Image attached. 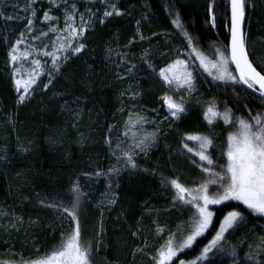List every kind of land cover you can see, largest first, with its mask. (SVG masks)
<instances>
[{"label": "trees", "instance_id": "trees-1", "mask_svg": "<svg viewBox=\"0 0 264 264\" xmlns=\"http://www.w3.org/2000/svg\"><path fill=\"white\" fill-rule=\"evenodd\" d=\"M16 1L0 0L4 15L17 17L8 20L0 16V150L6 148L8 157L6 162H0V209L23 216L26 222L31 219L38 223L32 226L25 223L23 228L27 230V237L24 231L12 232L8 243H5L8 237L4 229L0 228V260L8 258L6 253L12 246L14 252L22 251L26 258L35 259L46 252L50 253L59 239L62 221L52 209L43 207L38 201L44 197L53 200L58 196L67 200L70 183L80 176L83 190L89 193L91 225L99 230L100 222L103 224L101 239L104 244L99 248V255L106 257L109 264H151L150 255L164 242L169 232H176L180 226L186 225L191 215L186 210L172 207V198L162 184V178L179 176L182 183L191 186L197 177V172L178 152L182 134L214 135L223 139L227 133L222 134L220 126L210 127L205 120L206 105L213 98L218 104L227 101L239 116L246 115V110L239 106L244 100L241 98L237 102L231 92L222 91L221 88L214 90L205 79L206 73L195 74L197 91L193 97L185 98L189 101L187 115L174 123L164 120L166 112L160 97L166 89L162 87V82L155 75L149 76L147 65L137 59L130 60V63L137 65L134 72L126 74L127 79H119L116 73H124V67L117 66L115 62L120 57L116 51L107 56L106 47L110 45L113 49L127 52L130 57H138L144 48L150 47L151 59L158 71L165 61L170 62V58L175 56L173 46L184 50L172 24L178 13L180 21L199 48L210 58H215L212 56V46L228 43L227 0H216L218 6H213L216 27L210 24L208 5L211 0H116L126 15L105 25L97 23L94 30L86 33L85 51L64 66L61 75L47 91H41L38 84L31 99L19 105L7 57L9 46L26 24L22 13L16 9ZM254 5L248 11L247 22L250 40L255 46V54L259 56L264 55V0H254ZM142 15L149 17L141 23L144 35L150 36L154 32L161 35L143 41L137 39L131 47L125 48V44L135 35V21L140 20ZM35 23L37 27L42 26L40 16ZM51 35L39 41L28 38V41L41 48L45 43L50 45ZM162 52L168 55H161ZM41 81L47 83L46 79ZM128 88L139 89L138 98L130 99L132 93L125 91ZM195 97H199L201 102H195ZM65 103L83 109L76 127H72L73 117L65 110ZM247 103L259 109V99L249 97ZM121 107L123 112L118 111ZM133 107L154 117L158 123L163 121L159 123L158 143L146 157L136 158L139 170L131 174L125 170L113 179L114 185L119 184L113 189L118 197L116 204L111 208L106 204L97 208L101 194L108 191V181L103 178L97 181L80 174L93 173L97 169L107 170L115 163L105 144L107 129L109 125H117L112 134L115 142L117 131L122 134L123 122L128 112L135 110ZM20 145H26L30 150L21 152L18 150ZM231 203L235 205V202ZM214 207L220 209L217 217L221 220L227 211L244 210L243 206ZM148 209L153 211L149 212ZM251 219L257 220L255 217ZM137 221L141 222L140 236L148 241L149 247L145 252L149 256L138 253L133 260L130 253L134 246H140V242L131 236L130 228L135 231ZM260 222L264 223V218ZM6 223L7 218L0 217V224ZM157 224L164 229L163 236L156 235ZM64 226L67 227L66 222ZM214 226L218 227L215 218ZM257 232L261 233V230L258 228ZM206 237L199 238L193 248L187 250V255L182 254L186 260L199 255L211 238L208 234ZM33 242L40 249L39 252L35 251Z\"/></svg>", "mask_w": 264, "mask_h": 264}, {"label": "snow or ice", "instance_id": "snow-or-ice-1", "mask_svg": "<svg viewBox=\"0 0 264 264\" xmlns=\"http://www.w3.org/2000/svg\"><path fill=\"white\" fill-rule=\"evenodd\" d=\"M227 2L228 43L212 46V56L215 59L209 58L199 48L180 21L178 13L172 24L175 25L177 39L183 44L184 50L173 46L175 56L170 58V62L165 61V66L160 67L158 71L151 59L150 47L144 48L138 57H130L129 53L113 49L110 45L106 47L107 56L116 51V55L120 57L115 62L117 66L124 67V73H116L119 79H127V75L134 72L137 65L130 63V60L137 59L147 65L149 76L155 75L162 82V87L166 89L160 97L162 106L167 109L164 120L174 123L187 115L189 101L185 99V94L193 97L197 91V77L194 73L200 69L203 70L201 75L207 74L205 79L214 90L221 88L222 91L231 92L237 102L241 98L244 100L239 106L246 110V115L239 116L233 112L227 101L218 104L213 98L206 105L204 118L210 127L220 126L222 134L227 133L223 139L214 135L182 134L181 155L187 158L194 171L198 170L201 178L198 183L193 181V186L182 183L179 176L172 179L162 178V184L172 198V207L186 210L191 215L186 225L180 226L176 232H169L164 242L150 255L151 264H229L228 261L218 259L222 256L230 257V264H264V234H261L264 233V223L260 222V219L264 218V55L255 54V46L249 36L247 15L255 6L254 0ZM40 3H43L47 10L43 11L40 17L42 26L37 27V5ZM214 5L216 0H211L208 5L211 27H216L217 24L216 15L213 13ZM21 11L25 13L22 18L26 21L25 28L7 52L11 75L19 94L18 105L31 99L38 84L41 91H47L61 75L64 66L73 57H79L85 51V34L94 30L97 23L105 25L126 15L116 0H87L83 11L78 7L77 0H28ZM0 16L8 20L17 18L12 15L5 16L3 7H0ZM148 19L147 15H142L140 20L135 21V35L125 44V48L131 47L137 39L143 41L161 35L158 32L150 36L144 35L141 23ZM50 34V45L45 43L41 48H36L28 42V38L39 41ZM165 40L167 41L166 36ZM161 55L167 56L168 53L162 52ZM29 57L33 58L29 60ZM41 57H48L50 60L42 63ZM22 60L29 61L30 64L26 78L22 75ZM49 63L51 67L45 71ZM42 75L47 76L46 84L40 80ZM125 91L132 93V100L140 95L138 90L131 88ZM174 93L180 95L174 97ZM249 97L259 99V109L247 103ZM195 102H201L200 98L195 97ZM64 108L73 117L72 127H76L83 115V109L79 106L73 108L68 103H65ZM118 111L123 112V107ZM159 123L140 112L129 111L123 122V132L119 134L117 131L115 142L112 134L117 125L108 126L105 144L115 163L107 170L97 169L93 173L84 172L80 175L97 181L101 178L108 181V191L104 195L107 197L106 205L109 208L114 206L118 199L113 189L119 187V184L114 185L113 179L125 170L129 174L139 170L136 158L146 157L157 145L160 136ZM149 124L153 125L152 131L146 130L145 126ZM189 141L193 142V147L189 146ZM18 150L27 152L30 149L26 145H20ZM7 160V149L0 150V162ZM88 196L89 193L83 190L80 176H77L69 185L67 200L59 196L53 200H48L47 197L40 199L39 204L52 209L62 221L55 247L50 253L46 252L43 256L33 259L26 258L22 251L14 252L12 246L6 253L8 258L0 260V264H109L106 257L99 255V248L104 244L101 239L103 224L101 221L99 230L91 225V203ZM231 202H235V205ZM102 204H105V201H101L96 207L100 208ZM222 205L228 208L243 206L246 211H227L221 220L217 217V211L220 209L214 206ZM102 211L103 209L101 215ZM0 216L7 218L6 224H0V228L4 229L8 237L5 243L9 242L13 231H24L27 237V230L23 228L25 223L29 226L38 223L31 219L26 222L23 216L3 209H0ZM252 217L257 220L254 221ZM214 218L218 227L214 226ZM65 222L67 227L64 226ZM140 224V221L136 222L135 231L130 228L131 236L140 242V246H134L130 253L133 260L138 253L149 256L145 252L149 244L146 238L140 236ZM258 228L261 233L257 232ZM155 232L158 237L164 235V229L158 224ZM206 234L211 238L199 251V255L195 259L186 260L182 254L187 255V250L192 249L199 238H207ZM33 247L36 252L40 251L34 242ZM14 256L18 259H12Z\"/></svg>", "mask_w": 264, "mask_h": 264}, {"label": "rangeland", "instance_id": "rangeland-1", "mask_svg": "<svg viewBox=\"0 0 264 264\" xmlns=\"http://www.w3.org/2000/svg\"><path fill=\"white\" fill-rule=\"evenodd\" d=\"M27 2H28V0H17L16 1V4L17 5H19V7H17L16 9L18 10V12L19 13H22V15L24 16L25 15V13L24 12H22L21 11V9L27 4ZM77 3H78V7H80L81 8V11H83V5L84 4H86L87 3V0H77ZM37 7L39 8V11L37 12V17L38 16H42V12L43 11H45V10H47L46 9V7H45V5L43 4V3H40V4H38L37 5ZM99 15V14H98ZM61 16H62V13H61ZM62 23H63V21L61 20V25H62ZM86 35V34H85ZM29 42V41H28ZM30 43V42H29ZM33 45V44H32ZM34 46V45H33ZM22 48H23V45L21 46ZM35 47V46H34ZM49 50H51V46L49 47ZM33 57H29V60H31ZM210 58V57H209ZM162 60H163V58H161ZM212 59H215V58H212ZM41 60H42V63L45 61V60H50V58H48V57H41ZM197 63H198V61H197ZM20 65H21V67H22V75L26 78L27 77V73H28V71H29V68H30V64H29V61H26V60H22V61H20ZM163 66H165V65H163ZM162 66V67H163ZM9 67H10V69H11V65L9 64ZM51 67V65H50V63L49 64H47L46 65V69H45V71H47V69L48 68H50ZM203 70L202 69H200L198 72H195L194 73V75L195 74H198V75H201L200 73L202 72ZM121 73H123V72H121ZM42 79H46L47 80V76L46 75H42L41 77H40V80H42ZM13 81H14V79H13ZM14 86H15V84H14ZM38 86V85H37ZM37 86H36V88H37ZM16 90V89H15ZM136 90H138L139 91V89H136ZM22 91V90H21ZM17 93V92H16ZM35 93V92H34ZM17 95H19L18 93H17ZM34 95V94H33ZM32 95V96H33ZM132 95V94H131ZM180 95V93H174V97H178ZM31 96V97H32ZM138 98V97H137ZM185 98H190V97H188L187 96V94H185ZM27 101V100H26ZM25 101V102H26ZM135 110H133V111H135V112H140V113H142V114H144V115H146V116H148L149 118H151V119H154V117L152 118L151 116H149V115H147L145 112H143V111H140V110H138L137 108H135V107H133ZM164 109H165V112L167 111V109H166V107H164ZM146 127V130H148V131H152L153 130V125H151V124H149V125H146L145 126ZM194 134V133H193ZM180 140H181V138H180ZM189 143V146L190 147H193L194 145H193V142H191V141H189L188 142ZM179 147V149H178V152L180 153V157L182 158V159H184L185 161H187L188 162V160H187V158L186 157H184L183 155H181V152H180V145L178 146ZM189 163V162H188ZM190 164V163H189ZM196 172H197V177H196V179H195V182H199V180H200V175L198 174V170H196ZM191 186H193V184L191 185ZM101 201H105V204H106V201H107V197L104 195V193H102L101 194V197H100V202ZM1 218L3 217V216H0ZM14 232V231H13ZM16 233V232H15ZM220 258H224V259H228V262H229V264H230V261H231V258L230 257H228V256H222V257H220Z\"/></svg>", "mask_w": 264, "mask_h": 264}, {"label": "water", "instance_id": "water-1", "mask_svg": "<svg viewBox=\"0 0 264 264\" xmlns=\"http://www.w3.org/2000/svg\"><path fill=\"white\" fill-rule=\"evenodd\" d=\"M234 67V66H233Z\"/></svg>", "mask_w": 264, "mask_h": 264}]
</instances>
